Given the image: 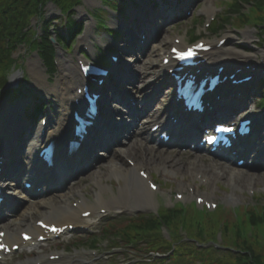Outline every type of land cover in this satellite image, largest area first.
<instances>
[{"label":"rangeland","instance_id":"obj_1","mask_svg":"<svg viewBox=\"0 0 264 264\" xmlns=\"http://www.w3.org/2000/svg\"><path fill=\"white\" fill-rule=\"evenodd\" d=\"M92 1L93 0L83 1V4L80 8L82 7L84 8V10L86 11L85 15H83L81 12L83 10L78 8L76 9L74 16L71 17V19H73V21H75L76 23L78 20L79 21L81 20L83 23H86L87 26L88 24H92V23L94 24L95 34L91 39L94 45V49L93 50L91 49L88 52L89 54L88 57L96 59L98 50L95 48L98 45L100 48H104L106 50L115 52L116 48L119 51L121 48H125V43L122 41V38L121 39L117 38L115 40L103 34L97 22L98 19H94L92 14H95V16L99 17L98 11L96 10L99 6L105 9V11L103 12L104 14L102 15L105 19L106 17H108V13L110 12L108 10V7H103L101 0H94V2ZM126 1L128 4H125V0H108V5L112 9H114L115 12L111 14L112 16L107 23L111 24L112 27H115L113 24H115L116 22H120L128 27L130 23L138 24V22L140 23L142 20L144 22L148 21L146 23L149 28V34H150L152 32V30H150V27H155L157 23L153 18H158L159 16L158 9L160 8V4L156 5V3L159 0H126ZM207 6H212L214 10L213 15H209L205 13V8ZM237 7H240V13H236L234 11L237 10ZM170 8L176 10L174 9V7H170ZM250 8H252L251 0H194V2H192V5H190V12H191L190 15L183 17V19L177 24H174L176 22H171L168 25L162 27V29L165 32L163 35H161L158 38L157 40L158 46H155L154 43H151L147 51L148 55L145 56L140 52H136L130 55L129 59H127L124 52L121 53L120 51V54L122 55L121 57L122 65L126 63L130 67L129 72H126L127 74L126 79L130 80L131 83L134 82L136 83L134 86H132V88L138 87L140 90H144L145 93H153V91H156L158 89L159 85H161L162 89L166 91V89H164L163 87V85H165L164 83H166L165 80H162V78H160L161 75L156 76L161 68L160 60L163 51L166 49L168 50L170 47L169 45H172L173 43H175V41H177L181 37H186V39H190L189 33L187 32H191V31L193 32L198 31V35H200V33H204L202 37L203 38L208 37V39L212 40L213 42H216L217 40L224 38L228 33H233L238 39L239 47L240 48L242 47V50L245 53L248 54L259 53L260 56L261 53H264V40H261L262 35L260 33V31L262 32L264 30V25H260L262 26L261 29H258L254 25L252 26L248 25L240 30H235L233 28V26L236 25V23H238L239 16L242 13H247L248 10L250 13H252V9ZM123 10H126L125 14L126 17L128 18L125 21L118 14L120 12L121 15H124ZM46 16L47 18L51 17L54 20L53 23L49 21V25L54 24L55 29H57L62 33L68 32V27L65 24L66 17L60 15V13L56 10L55 7L49 6L47 8ZM213 19L216 21H214ZM30 20H29V24H25L23 22V25H27V26L22 27V30L27 31L26 28H29L31 25H33V22H31ZM213 22H217L218 24L219 23L223 24L224 26L225 30H223L220 33L221 35L218 37H214L210 35L209 32L207 31V29H209L213 25ZM36 24L37 21H34V25ZM33 29L36 30L38 34H41L42 30H45V26L39 24L33 27ZM36 32H34L35 35ZM134 32L136 36L135 43L137 44L142 37V32L140 29H136V27H134ZM246 33L251 34L250 39L245 37ZM78 36L79 37L76 38L74 43L66 47L65 50L60 51V55L58 58L59 70L55 74H50V72L44 66L43 61L39 59L42 63L43 69L46 72V76L48 77V82L51 85L55 84L57 79H59L60 77L61 64L63 61L62 57L68 58L72 56L73 62L75 64L77 63L79 58L83 59L84 57H87V56L82 57L80 55V52L83 50L84 44L79 43L81 39L80 37L81 35ZM168 43H172V44H168ZM78 48H79V54H77ZM16 54L18 56L17 57L18 61L16 62V65L20 64L21 67L20 68L18 66L13 67L12 68L13 71L12 70L11 71L13 73L17 70V68H19L17 72H22L23 70V73L21 74L18 80L19 86L20 85L24 86L25 88H28L29 90L38 93L40 98L43 101H45V103L49 101L52 102L51 108L54 109V107H56L58 103L56 96L51 95L49 97V96H45L44 94L42 95L39 89L37 88V86L35 85V82L33 80V75L30 72L29 61L38 58L36 56L37 55L36 51H32L30 48L22 47L21 49L18 50ZM24 71H26L28 77H26L27 75L24 76ZM261 71L262 72L264 71V67L261 69ZM261 71L258 73L257 81H259V78L264 75V73H262ZM142 72H144V74L141 76ZM154 72H156V74H154ZM256 84H254L251 89L256 91V93H254L255 95L262 96L263 92H261L260 88L258 89L259 86H257ZM108 85L113 87L117 85V82L114 83L108 82ZM127 88L129 87H126V89ZM117 89L121 90L122 92L123 86L120 85L117 87ZM23 90L24 89H22L19 93V95L21 94V96H18L17 98H13V95L8 96V94L7 95L5 94L4 96H6V98L4 100H0V122L2 119V112H4L3 110L5 109V108L3 109L4 102H7L8 104L11 103V105H15V104L17 105L18 103L21 105V107L23 103V107L22 108L19 107L17 109V111L18 110L19 111L17 112L15 118L17 119L22 117L21 115H23L22 113L23 108L30 101L29 99L30 96H26V93L22 92ZM164 99L165 102L161 103L157 107L171 103L170 97H165ZM49 105L50 104H48V106ZM47 109L46 110L49 111V108ZM258 111H261V109ZM19 143L20 144H18V146H21L22 145L21 142ZM133 145L135 146L133 147ZM112 147L115 150V146ZM125 148L132 149V153L129 154L128 158H131L134 161H140L144 163V164L142 163L139 164V168L143 170L144 169L147 170L148 173H150V175L152 176V179L160 184L161 191L157 193L154 200L156 205L154 207H150L147 209H138V210L134 209L128 213L124 212L123 210L111 211L108 214L100 213L101 215L97 217V219L93 220L94 224L92 226V229H96L95 231H99L102 225L101 223L106 218L109 217H122L124 219V216L126 215L140 214L146 212L147 213L156 212L158 211V209H160L161 206L168 208L176 206L174 208L176 209L178 207V204H176L177 199H175V194L177 193H183L186 196V198L183 201L184 202L183 204H186L184 205V207L186 208L188 206H192L193 202H196V197L198 196L204 197L208 201L219 204V207L233 206L236 207L237 209H241L242 206L243 207L246 206L249 207L250 209L251 207L264 204V182H257L254 185H249V187H247L246 189H240L234 187V185L231 184L232 182H230L228 179V175L231 170L229 167L223 166L222 171H220V168L213 169L214 173H220L223 176L221 178L219 177L220 178L219 181H217L219 179L218 178L212 183L202 184L196 179V175L197 174L199 175L198 172H203L201 175L208 176L207 175L208 172L206 173L205 171L198 170L200 168L195 169L196 167L194 168L191 165V161H193L194 159L196 161L198 159V157H195L196 155L191 152L175 150L173 148L171 149L170 147H160L159 145H154L150 141L143 142V140H140L136 144L130 143ZM153 159H155L154 162H158V164L163 162L165 165H167V168H161L163 164L161 165L152 164L151 166H149L148 162L152 160L151 163H153ZM207 159L208 161L205 164L208 165L207 167H210L209 164L212 163L211 161L213 159L210 156L207 157ZM107 163H108V159H104L103 161H101L98 170H100L101 172L104 171L106 174ZM125 163L129 165L128 162ZM95 171L96 170H93L91 173L81 177V180H79L77 184H75L74 186L68 185L67 188L62 191V193L74 192L77 189L78 190L81 189V191H83V194L86 196V198H88L89 200L88 203L89 204L94 203L95 196L98 192L94 182ZM191 172H193V174H191ZM174 173H178L179 175L176 176ZM261 173L264 176V171ZM208 174L210 175L213 173L209 172ZM103 181L109 187V190L104 193L103 198L105 200H109L114 195H117L119 187L122 184V182L114 177L109 178L108 176L105 177ZM210 181H212V178ZM231 194L237 195L238 198L237 201H232L229 199V196H231ZM67 200L68 199H66V201ZM71 201H74V199L70 200V202ZM173 202L174 205L172 204ZM251 210L252 209H250V211ZM256 210L262 211V208ZM38 218H43V216L41 214H36L34 216L33 221H36ZM226 218L228 220L232 219V222L230 223L229 227L233 225L235 229L231 230V234H232L231 236H225L228 238L227 241L220 240V236L216 238L220 243L223 244L226 243L232 245V243L233 242L236 243V241L242 242L240 241L241 239L236 236V231L240 230L241 233L244 235V238L249 243H253L256 240H258L259 241L258 245L264 247V222L261 224L260 220L256 219L255 224L252 225L250 224L251 223L250 219L239 220L236 216H234L233 209H230L228 213L226 212ZM189 219L193 220L194 227H196V225L200 226L201 224L203 225V227L206 228L210 227V224H208L209 215L207 214V212H204L202 209L197 210L195 206H192L186 210L184 219L178 222L181 225V227L178 229L177 232H171L168 228H165L167 237L169 238L172 237V239L182 237L184 239L183 241L185 242H193L187 239L188 237H190L189 235H193V232L191 230H187V227L190 228L188 224ZM218 228H220V224L218 225ZM181 230L187 231L189 235L185 232H182ZM180 231L182 232V234L179 233ZM223 231L225 233V230ZM96 234L97 237H99L100 232L99 233L96 232ZM81 237H83V235H81ZM73 238L74 235H69L63 238V240L61 241H64V244L60 243L61 241H56L54 243H51L49 246L44 244L43 249L44 251H48V252H54L55 250L61 249L62 251L68 253L71 256H75L77 254L78 259L71 260L69 264H143L138 260L137 253L134 252L133 250L125 251V249L123 248L114 249L113 248L114 245L112 243L105 241L97 249L98 251L96 250L94 252L89 248L88 245H86V247L85 245H83V243L86 242V239H83L82 241L78 242L79 239L75 240ZM220 243L216 245L218 249L221 248ZM258 245L255 244L254 247L260 249ZM208 246L209 243L205 245L206 248H208ZM199 247L203 248L204 246L200 245ZM221 250L224 249L221 248ZM195 252L196 251H193L191 253H195ZM127 253L129 254V256L126 255ZM197 253L198 252H196V254ZM170 257L171 256H167L166 260L163 258L159 261L148 260L147 264H186L188 262L187 260L184 259L178 260L173 258V256L171 258ZM25 258H26V252H23L18 256L14 257L15 260L25 259ZM64 262L65 260H63L61 263L60 261H56V263L52 262V264H64Z\"/></svg>","mask_w":264,"mask_h":264},{"label":"bare ground","instance_id":"obj_2","mask_svg":"<svg viewBox=\"0 0 264 264\" xmlns=\"http://www.w3.org/2000/svg\"><path fill=\"white\" fill-rule=\"evenodd\" d=\"M90 1V0H89ZM94 2V0L92 1ZM213 8L212 6H207L205 8V13L209 15H213ZM83 15H85L86 11H81ZM118 28H123L125 24H122L120 22H116ZM90 32L87 33V36L85 38L80 39V44H88L93 46V43L91 41L93 37V28L94 24H88ZM125 31L128 32V39L125 40L126 46L125 48H121L120 51L123 53L126 49H134L135 46V35H133V31L128 30V27L125 26ZM225 30L224 26L220 27V33ZM219 33V34H220ZM221 35V34H220ZM160 33H154L152 32L150 35V40L155 42V46H158L157 44V38H159ZM246 38L250 39L251 34L246 33ZM225 38H228V41L224 44V47L220 45L219 41L214 43L208 52H200L201 58H202V65L205 70L212 71L214 73H219V69H225L227 67L230 68H240V67H247L250 65H253L254 67H257V69H262L264 67V53H261L259 56V53L256 54H248L245 53L240 47L238 43V39L233 33H228ZM181 44L179 47H185L187 45V39L185 37L181 38ZM91 42V43H90ZM147 43V40H143L140 43ZM169 42V41H168ZM57 45L58 42H55ZM172 44V43H168ZM210 44V43H209ZM170 46V45H169ZM92 49V47H91ZM185 51V50H184ZM170 53L169 50H164L163 54L164 56L168 55ZM77 54H79V48L77 50ZM63 61L61 64V74L59 79H57L56 83L51 85L48 82V77L46 76V72L43 69L41 61L37 59H33L29 61V68L30 72L33 75V80L35 82V85L41 92V94L45 96H56L58 103L56 105L57 113L53 114V124L50 126V129L52 130V135L55 134V139L58 141V152H57V165L55 171L50 175L51 178H44L47 179L48 185H46L47 188H49L48 192L50 193V197H41V196H30V197H19L17 195L18 188H7V194H9L11 197L8 198V200L18 203L17 205L21 206L20 210H13L14 217L11 219L7 224L4 225V228L7 230V236L6 241L9 243H17L21 241L20 233L22 232L23 228L28 229L31 232H40L41 230L38 229L35 225V222L32 221V215L34 213H41L43 216V220H46L47 222H56L60 225H64L67 223H85V220L82 218V214L87 211H91L92 215L96 216L100 214L102 210L111 212L116 210H138V209H147L150 207H154L156 204L154 202L155 200V193L150 190L149 188V178H142L140 177L139 173L142 169H139V164L142 162L136 161L135 165H126L124 161L125 156H129V154L132 153L131 148H123L121 151L117 152L114 155H109L108 163H107V169L106 173L104 171H100L99 166L101 161L95 166V178L94 181L97 186V194L94 199V203L89 204L88 198L83 194V191L75 190L74 192H67L66 194H56L57 191H63L67 188L68 182L64 180V178L68 177L71 172L80 173L77 178H74V174H72V179H79L81 174L84 171V168H78L79 165L82 166V162L78 161V159H82L80 157H84V154H79L76 159L71 160H65L64 153L67 150V144L68 139L70 135V132L72 130V117L71 112L74 110V98H77L78 96V87L83 84L84 78L83 75L80 72V68L78 64H75L73 62L72 56L65 58L62 57ZM99 59H102L101 56H99ZM54 62L59 63V60L57 58H53ZM124 66L128 69L130 67L127 64H124ZM120 71H122L120 69ZM229 71V70H228ZM163 72H165V66H162V69L158 71L157 74L163 75ZM228 73V72H227ZM144 74V72L141 73V76ZM156 74V72H154ZM21 76V74H19ZM256 77V76H255ZM18 79V78H17ZM15 79L14 81H16ZM223 84V83H222ZM229 86V93L231 95L242 93L244 88V91L248 89L247 82L243 84H232ZM225 85V84H223ZM222 86V85H220ZM158 92V91H157ZM139 95V97H135V101L138 102L136 104H132L129 100L126 98L122 100V103L128 108L129 114L136 112V107L138 105H142V107L146 110L150 106V99L153 98V96L148 97L146 94L141 95L140 91H137L136 93ZM228 96V95H227ZM228 98H230L228 96ZM107 99L110 100H117L115 96L107 97ZM5 103V102H4ZM3 103V104H4ZM232 103V102H231ZM8 107L4 109L2 112V119H1V127H0V145L2 147L1 154L9 153L8 150L17 148L18 145L13 144V139H15L14 132L18 130L21 125L23 126V123H16L15 124V117L17 115V109L21 107L20 104L17 103V105L12 106H5ZM23 107V103H22ZM21 107V108H22ZM10 109V112H9ZM170 110V109H168ZM15 112V113H14ZM154 112V108L149 110L147 115L150 117V119H157L160 115V122L164 124L165 127L168 126L166 124V119H164V115L166 113V110L159 111L157 110L155 115H152ZM131 115V114H130ZM140 116L139 112L136 113V118ZM184 119V118H183ZM21 120V119H20ZM122 126H116L113 127L111 123L108 120L103 121V131H102V148H109L113 143H116L120 137V135L123 132H127V127L130 125V129L132 124L125 122ZM107 124V125H106ZM185 127V130H190L194 126L192 124L188 125L187 123L183 124ZM146 127V125H145ZM144 127V128H145ZM71 128V130H70ZM175 129V127L173 126ZM195 130L196 126H195ZM142 138L145 140H155L154 136L150 134V132L146 133L143 132ZM141 138L134 136L132 140V144L138 143V141ZM16 140V139H15ZM156 144L159 143L157 140H155ZM17 144V142H16ZM135 145H133L134 147ZM254 154L255 156H258L259 160L264 159V137L261 138L259 145L254 146ZM34 152L29 153V158L31 162H35V160L38 161V159L35 156L37 148H34ZM107 149H104L101 153H104ZM83 153L85 154H93V149L91 147L85 146L83 149ZM199 159L195 161H191V165L198 170L205 171L206 173L211 172L213 174H208V176H203L207 178L209 181L208 183H212L219 177L221 178L223 175L220 173H214L213 169L220 168V171H222L223 165L221 163L212 162L209 164L210 167H207L208 165L204 162V156L201 155ZM10 158H15L10 156ZM74 157V156H73ZM98 157V156H97ZM28 158V159H29ZM156 159V157H155ZM155 159L150 160L148 162L149 166L152 164H158V162H154ZM73 162L77 163L76 165L73 164ZM11 163V162H10ZM91 162H89L90 164ZM92 164V163H91ZM144 164V163H142ZM163 164L161 168H167V165H165L163 162L159 163L158 165ZM157 165V166H158ZM33 166V165H32ZM35 167V165H34ZM9 168V167H8ZM7 168V169H8ZM193 168V169H194ZM225 168V167H224ZM9 171H11V168H9ZM21 171V170H20ZM42 172V170H40ZM255 171V172H254ZM39 172V171H38ZM200 176L203 172H198ZM193 174V172H191ZM196 177L198 178V176ZM114 177L117 180H120L122 184L119 187L117 195H114L111 199L105 200L103 198V195L105 192L109 190V187L104 183L103 179L105 177ZM150 177V176H149ZM212 178V181H210ZM220 178L217 180L219 181ZM151 179V178H150ZM228 179L231 184L234 185V187L240 188V189H246L249 187V185H254L257 182H264V176L261 172L256 171V169L252 170H243L239 168H231L230 173L228 175ZM51 182H57L59 183L60 188L55 189V185ZM62 183V184H61ZM10 185H14V183H11ZM67 185V186H66ZM193 187V186H192ZM74 196H77L75 198H72ZM63 198V199H62ZM65 198H69L67 201ZM74 199V201L70 202V199ZM62 199L61 202L59 200ZM229 199L232 201H237V195L231 194L229 196ZM30 200V201H29ZM57 200L55 204H52L51 202ZM260 207H264V204L259 205ZM29 217L28 221L26 220V217ZM39 248V245H38ZM37 248V249H38ZM65 264L70 263V258H64ZM35 262H41L42 264H52L49 263L47 260V256H45L41 251H39V254L37 256V260ZM25 263V262H24ZM22 261L19 264H24Z\"/></svg>","mask_w":264,"mask_h":264},{"label":"trees","instance_id":"obj_3","mask_svg":"<svg viewBox=\"0 0 264 264\" xmlns=\"http://www.w3.org/2000/svg\"><path fill=\"white\" fill-rule=\"evenodd\" d=\"M48 1H54L58 7L62 9V11L71 14L73 13L72 9L77 6L81 0H0V87L6 80V71L9 69L12 62V49L7 48V44L13 46L14 48L20 44H32V32L22 30V27L27 26L23 25V22L25 24H29L30 18L35 15H41L42 9ZM251 4L253 8V15L249 18V15L242 13L239 16V25L242 23L244 24V22L247 23L250 20H254L257 23L264 22V0H251ZM234 11L236 13H240V7H237V10ZM76 26H74V29H76ZM220 27H222V25ZM60 37L64 38L62 35H60ZM41 40L42 42L37 44L42 50L43 56L46 58L48 63L52 65L51 58L54 52L49 40L48 29H45V35L41 38ZM261 208L262 211L252 209L250 212H247V214L245 213L247 219H250L251 224H255L256 219H259L261 224L264 222V207ZM225 212L226 210H220L217 214V220H214L211 223L210 237L217 236L221 229L225 230L226 236L232 235V227H229L231 222L229 220L222 221L225 217ZM160 213L159 217H156V215H150L129 218V223H127L126 227L116 233L118 234L117 237L120 236L124 240L127 239L129 243L136 244V249L140 251H144L145 249L147 253H154L171 248V245L167 244V242H165L159 234L152 235V233L153 231L160 232V224L163 222H166V224H173L174 222L178 223L183 210H166L164 213ZM249 213L250 215L248 216ZM219 224L220 228H218ZM199 228V238L203 239L204 230L201 229V226H199ZM236 236L241 239L240 241H242H236L238 246L244 248V251L250 252V255H247V257L231 253L230 251L220 253L219 251H213L212 249L208 252H215L217 256H215V253H209V256L204 254L193 255L191 252L186 250L184 252L186 256L177 253L175 257L178 260H187L188 262L186 264H264V247L258 245L259 241L256 240L253 243H249L244 238V235L240 230L236 231ZM255 244L258 245L260 249L254 247Z\"/></svg>","mask_w":264,"mask_h":264},{"label":"snow or ice","instance_id":"obj_4","mask_svg":"<svg viewBox=\"0 0 264 264\" xmlns=\"http://www.w3.org/2000/svg\"><path fill=\"white\" fill-rule=\"evenodd\" d=\"M192 53H191V50H189L187 53H184V54H182V55H191ZM0 246H2V245H0Z\"/></svg>","mask_w":264,"mask_h":264}]
</instances>
